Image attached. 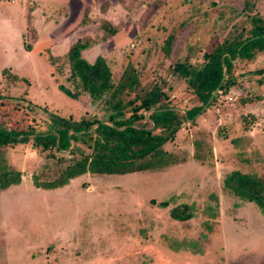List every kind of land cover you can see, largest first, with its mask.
Segmentation results:
<instances>
[{
  "label": "rangeland",
  "instance_id": "rangeland-1",
  "mask_svg": "<svg viewBox=\"0 0 264 264\" xmlns=\"http://www.w3.org/2000/svg\"><path fill=\"white\" fill-rule=\"evenodd\" d=\"M249 1L264 17V0ZM243 2L1 0L0 96L20 101L38 131L47 129L51 114L101 119L100 104L88 96L73 100L58 89L67 83L52 74L48 60L79 39L94 38L84 58L104 57L114 82L134 65L143 84H162L170 104L185 115L200 103L170 64L189 48L201 57L234 25H245L248 34ZM103 21L117 33L107 36ZM170 33L174 51L167 59L162 47ZM262 70L264 51L237 60V84L181 124L166 145L181 162L162 170L88 173L45 190L32 181L45 155L31 143L7 147L8 164L22 181L0 192V264H264V214L223 185L233 171L264 173ZM196 141L203 143L204 161L194 158ZM182 204L192 209L186 222L170 216Z\"/></svg>",
  "mask_w": 264,
  "mask_h": 264
},
{
  "label": "trees",
  "instance_id": "trees-1",
  "mask_svg": "<svg viewBox=\"0 0 264 264\" xmlns=\"http://www.w3.org/2000/svg\"><path fill=\"white\" fill-rule=\"evenodd\" d=\"M255 7V3L244 0L248 34L245 25H234L201 57L189 48L185 56L170 64L172 75L183 80L200 103L185 115L170 104L162 84H143L142 72L134 65L128 64L114 82L104 57L98 56L93 62L84 58L83 52L97 42L94 38L79 39L62 56L49 55L52 74L67 83H60L58 89L76 101L88 96L93 104L101 105L103 116L72 120L51 114L47 129L38 131L20 101L0 96V192L22 181V173L8 164L5 153L7 147L21 144L31 143L45 155L41 171L32 174L34 186L45 190L62 188L88 173L125 175L162 170L181 162L179 155L166 149L181 124L204 110L217 87L221 85V91L227 93L237 84V60H252L264 51V17L254 12ZM101 29L107 36L117 33L108 21L102 22ZM174 42L175 34L170 33L162 47L167 59L172 57ZM225 71L227 78L222 83ZM202 148L203 143L196 141L194 158L200 161L206 159ZM223 185L230 194L255 204L264 214V173L233 171L226 175ZM159 206L166 208L168 202ZM170 216L186 222L192 218V209L187 204L178 205L170 210Z\"/></svg>",
  "mask_w": 264,
  "mask_h": 264
},
{
  "label": "water",
  "instance_id": "water-1",
  "mask_svg": "<svg viewBox=\"0 0 264 264\" xmlns=\"http://www.w3.org/2000/svg\"><path fill=\"white\" fill-rule=\"evenodd\" d=\"M226 78H227V72L225 71L222 83L225 81ZM219 91H221V85L217 87L216 90L213 92L208 104L204 107V109L211 103L212 99L219 93Z\"/></svg>",
  "mask_w": 264,
  "mask_h": 264
},
{
  "label": "crops",
  "instance_id": "crops-1",
  "mask_svg": "<svg viewBox=\"0 0 264 264\" xmlns=\"http://www.w3.org/2000/svg\"><path fill=\"white\" fill-rule=\"evenodd\" d=\"M1 1V0H0ZM64 55V54H63Z\"/></svg>",
  "mask_w": 264,
  "mask_h": 264
}]
</instances>
